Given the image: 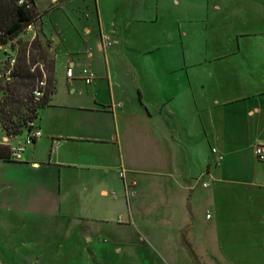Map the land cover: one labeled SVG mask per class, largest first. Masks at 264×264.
<instances>
[{
  "label": "crops",
  "instance_id": "1",
  "mask_svg": "<svg viewBox=\"0 0 264 264\" xmlns=\"http://www.w3.org/2000/svg\"><path fill=\"white\" fill-rule=\"evenodd\" d=\"M35 6L55 91L20 159L0 128V256L44 264L41 235L102 264H264V0Z\"/></svg>",
  "mask_w": 264,
  "mask_h": 264
},
{
  "label": "trees",
  "instance_id": "2",
  "mask_svg": "<svg viewBox=\"0 0 264 264\" xmlns=\"http://www.w3.org/2000/svg\"><path fill=\"white\" fill-rule=\"evenodd\" d=\"M39 18L35 0H0V46L13 42ZM48 49L49 42L37 37L31 42L18 41L15 62L8 76L10 81L0 87V128L10 138L31 129L39 111L55 91L54 59ZM43 80L44 86L39 87ZM36 90L41 92L37 99L33 96Z\"/></svg>",
  "mask_w": 264,
  "mask_h": 264
},
{
  "label": "rangeland",
  "instance_id": "3",
  "mask_svg": "<svg viewBox=\"0 0 264 264\" xmlns=\"http://www.w3.org/2000/svg\"><path fill=\"white\" fill-rule=\"evenodd\" d=\"M49 0H37V4L39 9H43L48 5ZM32 26V25H30ZM28 26L25 30H23L15 39L13 42L8 43L6 45L0 46V87L3 86L5 83H8L10 80L8 78L9 73L12 69V66L14 65L15 58H16V48L18 41L21 42H31L35 37L39 38L38 33H35L29 28ZM34 34V36H33ZM43 41L42 39H40ZM11 44L14 46L12 47ZM50 57L54 59V55L52 52L49 51ZM35 66H32V71L35 70ZM41 69L42 66H39ZM44 81V80H43ZM44 86V85H43ZM40 87V84H39ZM37 91V90H36ZM34 96V92H33ZM41 97V96H40ZM2 98V94L0 93V99ZM15 121H18V118L14 117ZM35 122V121H34ZM25 131V130H24ZM136 182V180H134ZM199 186H201L199 184ZM130 199V198H129ZM1 227L3 226V223L0 222ZM22 236L26 235V232L23 230L21 231ZM1 232H0V240L2 239ZM32 242L38 243V253L40 255L41 262L44 264H102L105 262L107 256L103 253V256H95V257H87L88 254H90V250L88 252L87 248L88 245L84 240H81L79 238H75V240H72L70 245L68 247L63 248L64 250H59L58 252L56 249H53V245H55L54 239L48 241V238L43 236H39L38 240H35ZM50 243V245H48ZM22 249V248H20ZM1 257V256H0ZM1 258H6L9 264H32L30 261L32 258L31 256H26L25 258H28V263L24 262L21 263V256L18 255H11V256H2ZM123 263L120 261V264ZM109 264V262H108Z\"/></svg>",
  "mask_w": 264,
  "mask_h": 264
},
{
  "label": "built area",
  "instance_id": "4",
  "mask_svg": "<svg viewBox=\"0 0 264 264\" xmlns=\"http://www.w3.org/2000/svg\"><path fill=\"white\" fill-rule=\"evenodd\" d=\"M104 44L106 47H111L112 45L117 44L119 41L116 39H111L108 37L103 38ZM66 76L68 79H71L73 77V69L72 67H68L66 69ZM95 78V73L90 69V68H84L82 70V79L85 82V84L89 85L92 83V81ZM41 86L44 85V81L39 83ZM41 96V92L34 91V97L35 99L39 98ZM42 133L41 130L34 126V123L31 124V129L26 130L25 136L22 138V140L15 144V145H10L9 146V153H10V158L17 160L20 159V156L22 152L25 150V147L28 145H32L35 141H37L39 138H41ZM212 153L215 154V150H212ZM254 155L257 161L264 162V146L261 144H257L254 147ZM221 161V157L215 155L212 158V164L214 166L218 165ZM119 178L124 181L123 183V189L125 192L126 197L129 199L134 195V186H135V181L130 180V181H125V175L123 172H119ZM203 187H207V183H202Z\"/></svg>",
  "mask_w": 264,
  "mask_h": 264
}]
</instances>
